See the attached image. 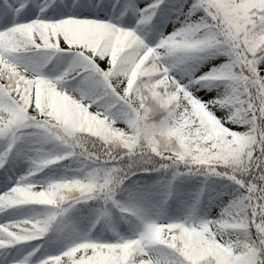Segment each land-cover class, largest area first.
Instances as JSON below:
<instances>
[{"label":"snow or ice","instance_id":"snow-or-ice-1","mask_svg":"<svg viewBox=\"0 0 264 264\" xmlns=\"http://www.w3.org/2000/svg\"><path fill=\"white\" fill-rule=\"evenodd\" d=\"M0 264H264V0H0Z\"/></svg>","mask_w":264,"mask_h":264}]
</instances>
